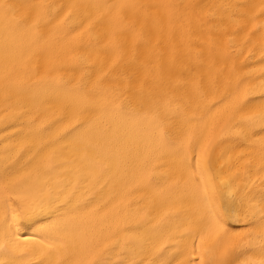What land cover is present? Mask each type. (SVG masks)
Segmentation results:
<instances>
[{"label": "bare ground", "instance_id": "bare-ground-1", "mask_svg": "<svg viewBox=\"0 0 264 264\" xmlns=\"http://www.w3.org/2000/svg\"><path fill=\"white\" fill-rule=\"evenodd\" d=\"M0 264H264V0H0Z\"/></svg>", "mask_w": 264, "mask_h": 264}]
</instances>
